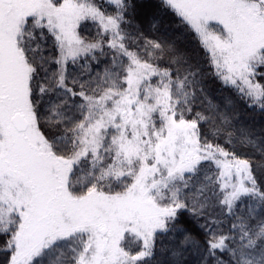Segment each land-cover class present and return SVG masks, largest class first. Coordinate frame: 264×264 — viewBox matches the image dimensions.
Here are the masks:
<instances>
[{"label": "snow or ice", "instance_id": "snow-or-ice-1", "mask_svg": "<svg viewBox=\"0 0 264 264\" xmlns=\"http://www.w3.org/2000/svg\"><path fill=\"white\" fill-rule=\"evenodd\" d=\"M135 7L0 0V264H148L170 233L173 264H264V139L196 110L205 69L176 44L264 114V0H159L172 41L129 32Z\"/></svg>", "mask_w": 264, "mask_h": 264}, {"label": "trees", "instance_id": "trees-1", "mask_svg": "<svg viewBox=\"0 0 264 264\" xmlns=\"http://www.w3.org/2000/svg\"><path fill=\"white\" fill-rule=\"evenodd\" d=\"M97 3L102 4L106 9L111 11L109 8V0H97ZM136 5L134 11L129 15L131 21V27L127 29L129 32L136 33L139 29L143 35L149 39L172 41L177 33L175 32V24L173 23V17L164 14L161 10H158L156 5L159 0H133ZM95 34V27L89 22V27L86 30H82V35L90 37ZM136 39V36H133ZM52 41L49 39L48 48L51 49ZM177 47L181 50H187L189 54L196 53L197 59L200 61L201 66L205 69L204 81H203V95L207 97L204 100L203 105L197 106V111H204L205 115H210L208 111H205L209 102L213 106L219 107V113L221 115H227L231 127L229 131L234 133V138L237 140L252 139L259 143L260 140L264 139V114L259 109L253 110L249 108L245 101L239 98V95L231 86H226L222 81L217 79L210 69V66L206 62L205 54L199 49V46L195 39L192 37H180L176 41ZM104 59V57H101ZM53 69L55 65L52 66ZM100 69L104 67L101 64ZM69 71L72 74L80 72L79 66H72L69 62ZM220 121H217L219 124ZM209 125H204L205 129H208ZM214 130V129H213ZM218 142L224 143L223 139ZM240 155L252 157L254 160L259 161L261 159L259 151L254 150L252 147H246L240 151ZM207 171V169H205ZM214 171V166H213ZM211 175V172H208ZM257 179L264 181V170L257 169ZM204 175L202 174L200 180H203ZM250 204L254 202L249 201ZM254 215L257 219L260 218L259 208L257 206ZM230 224L227 219H224L222 230L227 232ZM181 237L179 234L170 233L158 235L155 248L153 250V256L148 259V264H173L174 258L171 255V251L177 244ZM185 264H198L199 257L191 249L185 252Z\"/></svg>", "mask_w": 264, "mask_h": 264}]
</instances>
